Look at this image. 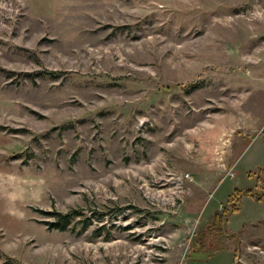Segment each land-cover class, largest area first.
Here are the masks:
<instances>
[{"label": "rangeland", "instance_id": "374dc122", "mask_svg": "<svg viewBox=\"0 0 264 264\" xmlns=\"http://www.w3.org/2000/svg\"><path fill=\"white\" fill-rule=\"evenodd\" d=\"M263 138L264 0H0V264H264Z\"/></svg>", "mask_w": 264, "mask_h": 264}, {"label": "trees", "instance_id": "16d2710c", "mask_svg": "<svg viewBox=\"0 0 264 264\" xmlns=\"http://www.w3.org/2000/svg\"><path fill=\"white\" fill-rule=\"evenodd\" d=\"M256 170L259 172L257 174V176H256V178L258 180V183L261 182V181L264 182V166L258 167ZM241 193H242V191H240V190L235 188L233 194L229 196V202H228L229 204L228 205L231 206V205L236 204V205L233 206V209H232L233 212H237L240 209V206H241V200L240 199H241V196H242ZM244 194H246V195L249 194L252 197H256L255 190H253V189H247L246 191H244ZM256 198L260 201V200H262L264 198V196H262V198L261 197H256ZM237 199H239V201H240V203H238V204L235 203V201ZM79 214H80V212L75 211L72 214L61 215V219L60 220L62 221V225H61V227H59V229L65 230L67 225H68V222L70 221V219L73 218L75 215H79Z\"/></svg>", "mask_w": 264, "mask_h": 264}, {"label": "crops", "instance_id": "0c3cea01", "mask_svg": "<svg viewBox=\"0 0 264 264\" xmlns=\"http://www.w3.org/2000/svg\"><path fill=\"white\" fill-rule=\"evenodd\" d=\"M263 158H264V157H263ZM255 160L259 163V161H261L262 158H261V156H260V157H257ZM262 161H264V160H262Z\"/></svg>", "mask_w": 264, "mask_h": 264}]
</instances>
